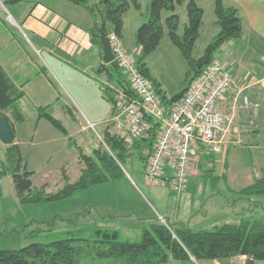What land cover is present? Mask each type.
<instances>
[{
	"label": "crops",
	"instance_id": "crops-1",
	"mask_svg": "<svg viewBox=\"0 0 264 264\" xmlns=\"http://www.w3.org/2000/svg\"><path fill=\"white\" fill-rule=\"evenodd\" d=\"M194 1L204 11L197 46L212 25L217 28L216 31L220 28L218 29L215 16V0ZM223 1L226 7L238 10L244 27L241 38L226 42L214 54V60L224 65L232 77L231 89L218 103L219 111L231 119V124L222 144L215 148L200 146L189 173L187 190L178 197L182 198L186 194L183 200V204H186L189 201L188 197L191 196V203L194 204L198 186L197 190L191 191V185L200 180L212 182L208 194L205 190L200 191L203 192L201 197L205 208V212L200 215L203 220L215 219L219 217L216 214L226 209L241 216V210L247 206L249 209L258 207L259 202L255 200H246L244 206L241 199L230 202L227 198L231 197V194L238 198L247 196L241 191L264 179V0ZM5 7V4L0 5V66L17 90L24 95L19 102L24 121L14 126V144L20 147L22 153L25 147L37 149L38 146L46 145H51L57 150L51 157L49 155L46 157L47 161H51L57 155V164L55 169H49L47 182L41 186L46 188L48 193H52L47 183L58 168L59 176L65 175V179L70 183H75L82 175L84 164H81L78 148H81L85 155L91 156L94 150L101 146L106 147L105 135L114 133L110 119L114 114L115 104L105 99L104 90L109 89V95L114 98L113 90L120 87L119 81L117 75L111 79L108 72H97L100 67L108 69L110 66L104 61L103 48L93 44L91 40L89 31L94 22L83 7L67 0H31L10 5L12 7L10 9L14 10L17 17L15 20L11 16H6ZM130 14L131 9L124 15L121 39L125 46L127 40L131 39L127 51L138 57L136 59L138 60L142 48L137 42V31L143 22H136L138 19ZM9 18L16 26L10 25ZM142 19L143 17H140V20ZM165 25V37L156 53L166 42L165 48L169 47L175 54L173 47L166 41L168 39ZM112 33L113 29L109 28L108 35ZM147 62L148 60L145 63L151 78L162 86L166 99L171 100L173 96L170 95V91L159 81L156 74L152 73ZM244 97H248L252 103L259 106L256 115L246 116L242 113ZM42 108L63 124L66 135L52 127L46 120L39 119V109ZM8 117L12 119L13 115L12 118ZM20 127L22 132L19 135ZM91 130H95L100 143L93 139ZM159 131L160 128L156 130V135L153 131L149 137L140 141L132 148L131 153L144 148L142 159L147 162L156 147ZM59 178L63 181L61 177ZM67 180L60 186L61 190ZM119 180L125 181L127 177ZM145 193L143 196L145 200L146 195L152 198H148L149 203L156 196L163 197L158 191L151 189H146ZM69 199L73 200L74 206L67 210L65 217L60 216V219L71 225L81 224L78 232L88 229L95 231V226L87 227L86 222L101 221L106 226L96 225L97 228L111 229L107 223L131 218L142 221L144 230L157 219L168 220L172 224L183 225L193 231L207 230L193 226L196 221L193 208L187 212L181 211V200L177 199L172 200V208L165 204L162 210H156L158 218L151 215L150 212L155 215L156 213L150 205L147 204L146 211L143 212L139 207L127 206L126 196L122 193L107 191L99 186L79 191ZM141 211L144 214L141 215ZM216 226L218 225L214 227ZM229 260L225 264H247L248 261L246 256H237ZM202 262L223 264L218 260ZM199 263L193 258L191 261L170 262V264ZM112 264L119 263L114 261Z\"/></svg>",
	"mask_w": 264,
	"mask_h": 264
},
{
	"label": "trees",
	"instance_id": "trees-1",
	"mask_svg": "<svg viewBox=\"0 0 264 264\" xmlns=\"http://www.w3.org/2000/svg\"><path fill=\"white\" fill-rule=\"evenodd\" d=\"M31 0H7L5 3L16 5ZM88 11L93 19L90 29L93 44L103 48L102 34L108 37V29L112 28L120 38L123 37L124 15L134 5L141 8V0H67ZM186 4L188 24L184 35L179 34L180 16L176 14L177 8ZM164 11L172 14L167 17L165 24L171 42L177 47L190 70L186 74L183 89L197 79L203 70L214 60V54L228 41L243 36V20L238 10L226 7L223 0H215V15L220 32L208 46L205 54L196 59L194 49L200 36L204 11L194 0H151V18L141 25L137 31V42L142 48L141 57L137 60L143 74L152 81L161 99L168 110L174 104L166 100V96L149 74L145 61L155 54L165 37L162 22ZM110 68L100 67L97 72H108L112 79L117 75L119 86L128 94L130 89L118 64L114 61ZM104 90L105 99L115 104L114 98ZM7 74L0 66V114L6 116L13 126L21 124L24 116L20 110L19 102L23 98ZM10 111V119L4 111ZM39 119H44L52 127L66 135L63 124L51 116L45 108L39 109ZM159 125L153 124L154 134ZM153 134V135H154ZM156 135V134H155ZM106 147L101 146L93 151L91 156L85 155L78 148L80 160L84 164L82 175L75 183L68 180L62 190L55 194H46L44 187L33 188L32 177L34 172L23 169L22 152L18 145H10L7 149L9 169H12L16 196L22 204H41L67 200L75 193L126 177L123 165L131 156L125 143L115 134L108 133L104 137ZM103 147V148H102ZM0 173V180L4 176ZM1 190V187H0ZM243 195H264V179L257 181L253 186L241 191ZM40 230L31 232L29 239H34ZM93 243L91 251L99 259H112L119 264H170L176 261H215L231 259L237 256H246L247 264L264 262V218L244 220L241 223H224L212 230L193 231L183 225H175L160 219L151 222L143 231L138 242L122 241L119 230L96 228L91 239L84 240L69 235L66 238L48 244L33 242L29 246L17 250H0V264H80L82 250L81 242ZM86 243V242H84Z\"/></svg>",
	"mask_w": 264,
	"mask_h": 264
},
{
	"label": "rangeland",
	"instance_id": "rangeland-1",
	"mask_svg": "<svg viewBox=\"0 0 264 264\" xmlns=\"http://www.w3.org/2000/svg\"><path fill=\"white\" fill-rule=\"evenodd\" d=\"M1 4H5L6 6V16H11L14 20L17 19L16 15H14V10L12 11L10 9L12 7H10L9 4H6L4 0H0V5ZM171 14L172 13L168 11L163 12V25H165V20ZM176 14L180 16L179 34L184 35L186 26L188 24L187 6H179L177 8ZM130 15H132V17H135V19H138V21L136 22H143L142 25L147 23L151 18V0H143L141 2V8L139 10L134 5H132ZM140 17H143V19L140 20ZM8 21L10 22V25L16 26L15 22H11L10 19H8ZM210 25L211 24L209 22V26ZM216 30L217 28L212 25L210 31L207 34H204L203 37H201L197 46L194 49V57L196 59L201 58L205 54L206 49L211 44V42H213V40L220 31V29L218 31ZM166 38L168 39L166 40L168 41L167 43H169V45L173 47L172 49L175 51V54L170 51L169 47L165 48V42L159 52H155L153 56L147 59V63L148 67L151 68L152 73L156 74L159 81L163 82L164 86L167 87V89L170 91V95L174 97L180 92V90L182 91V88L184 87L183 82L184 79H186V74L189 72L190 67L183 55L181 54L180 50L172 44L168 35L167 28ZM130 43L131 39L129 38L126 42V46L124 44L126 49L130 45ZM130 55L134 58V60L138 58L134 57V55L131 53ZM154 83H156L158 88L162 91V86L159 85V83L155 81V79ZM163 94L165 95V93ZM163 99L164 97L161 100L163 101ZM241 109L244 115L249 116V109L244 105L243 102L241 105ZM4 114L12 118V114L9 110L4 111ZM21 132L22 127L18 128L19 135L21 134ZM91 135L93 136V139L95 141L100 143V139L95 133V130H91ZM223 137L221 138L220 144H222L223 142ZM8 147L9 146H5L0 142V173L4 172L5 174L0 180V250H17L29 246L33 242L48 244L50 242L66 238V236L68 237L70 234L74 235L75 238H81L84 240L91 239L94 229H88L87 231L78 232L80 231L79 228L81 224L71 225L60 219V216L65 217L64 214L67 212V210L74 206L73 200L67 199L59 202H47L41 204H22L19 201L16 196L15 186L13 182V171L12 169H9L10 166L8 163V156L6 152ZM144 147L146 148L147 145ZM55 151L57 152V150L53 149L51 145L38 146L37 149L35 147L24 148L22 153V166L23 169H25L26 166L28 171L34 172L32 177L34 189H40L41 186L47 182V178L50 174L49 169H55L57 164V155H55L54 158L51 159V161H47L46 159L48 155L51 157ZM131 152L132 149H129V153L131 156L126 160L123 165V170L127 177V180H115L108 184L102 185L101 187L99 186V188H102L104 190L115 193L118 192L122 193V195H125V201L127 206H136L142 209L143 212H145V207H147L148 204L150 205L151 209L156 213V210H162L165 204L168 208H172V200H181V211L187 212L191 209V207L194 210L193 214L196 221H194L195 224L193 226L195 228H203L207 230H212L215 225H221L224 223L238 224L244 220H255L264 218V195L254 194L251 198L250 195H247L243 198H238L233 196L235 194H231L232 196L227 198V200H229L230 202H233V200L241 199L243 200L242 205L246 206V204H244L245 201L251 199L259 202V206L250 209L247 206L246 209L241 210V216L237 215L239 213H233L232 210L226 209V211L222 210L221 212L216 214V216L219 215V217L215 219L209 218L208 220H203L200 215L205 212V208L202 204L203 197H201L203 192L201 193L200 191L205 190V192H207L208 194L211 190L210 186L213 184L212 182L208 180H200L199 182H194L192 185L190 184L191 187H189L191 191L197 190L196 187L198 186V192L194 196L195 203H191V196H189L188 203L183 204V200L185 199L186 194H184L182 198H178L180 197L181 193L177 194L173 192L169 186H153L145 181L144 175L145 166L147 162L146 160L142 159L144 157V148L139 151L136 150V153L133 151V154ZM206 172L210 173L211 171ZM55 173L56 174L51 175V179L47 183V186L51 188L50 192L52 193H48L46 191V188H44L46 194L57 193L61 190L60 186L63 184L64 180H67L65 179V175L59 176V168L56 170ZM59 177H61L63 181H61ZM57 178H59V180ZM146 189H151V191H158L163 197L157 198L158 196H156V198H153V201L149 203L148 198H152L147 197L146 195L145 200V198L143 197L144 193L146 192ZM140 209H138V211H140ZM229 211H232V213H227ZM150 213L152 216H156V218L159 217L157 213L156 215L152 212ZM140 214L142 215L144 213H142L141 211ZM93 222H86L85 225L90 228H93L94 226V228H97L96 225H98V227L106 226L101 221L95 220ZM107 225L110 226L109 228L116 229L121 232L122 241H140L145 227L142 221L133 218L125 221L117 220L115 222L107 223ZM40 230H44L45 232L40 233L37 237L32 240L29 239V234L31 232H37ZM83 242L86 243L79 244V247L82 250L80 264H112L114 262L111 259L97 258L91 251V249H93L92 246L94 244L89 243L88 241ZM228 261L230 260H219V262L223 264L227 263ZM199 262V264H204V262L202 261Z\"/></svg>",
	"mask_w": 264,
	"mask_h": 264
},
{
	"label": "built area",
	"instance_id": "built-area-1",
	"mask_svg": "<svg viewBox=\"0 0 264 264\" xmlns=\"http://www.w3.org/2000/svg\"><path fill=\"white\" fill-rule=\"evenodd\" d=\"M107 40L130 89V94L121 87L113 90L115 111L110 123L114 133L132 149L150 136L154 123L158 124L159 137L147 159L145 181L183 193L200 146L215 148L231 124V119L219 111L218 103L231 89L232 77L224 65L213 60L189 86L183 99L168 110L122 39L112 33ZM242 102L249 115H256L257 104L248 97Z\"/></svg>",
	"mask_w": 264,
	"mask_h": 264
},
{
	"label": "water",
	"instance_id": "water-1",
	"mask_svg": "<svg viewBox=\"0 0 264 264\" xmlns=\"http://www.w3.org/2000/svg\"><path fill=\"white\" fill-rule=\"evenodd\" d=\"M102 44H103V53H104V61L107 64H111L115 61V57L111 51V46L107 40L105 34H102ZM187 89H183L177 95L172 97L171 102L173 104L181 101L186 93ZM0 142L5 146L13 145L15 142V130L14 126L10 122V120L0 114Z\"/></svg>",
	"mask_w": 264,
	"mask_h": 264
}]
</instances>
